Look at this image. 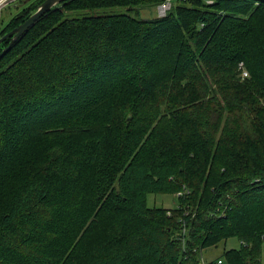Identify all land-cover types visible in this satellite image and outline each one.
I'll use <instances>...</instances> for the list:
<instances>
[{
	"label": "trees",
	"instance_id": "obj_1",
	"mask_svg": "<svg viewBox=\"0 0 264 264\" xmlns=\"http://www.w3.org/2000/svg\"><path fill=\"white\" fill-rule=\"evenodd\" d=\"M160 2L66 0L0 56V264H195L231 238L217 259L261 264L264 0L74 15Z\"/></svg>",
	"mask_w": 264,
	"mask_h": 264
},
{
	"label": "rangeland",
	"instance_id": "obj_2",
	"mask_svg": "<svg viewBox=\"0 0 264 264\" xmlns=\"http://www.w3.org/2000/svg\"><path fill=\"white\" fill-rule=\"evenodd\" d=\"M173 6V5H172ZM157 6H137V7H113L106 8L100 10H90V12H77L76 16H111V15H130L132 17L141 19V20H149L154 18H159L156 10ZM13 7H9L0 13V27L6 24L10 18L17 13ZM184 192H178L174 195H148L146 197V204L149 208L152 207H161L167 210H170L176 207L178 196L182 195ZM170 214V211H168ZM240 248V243L236 239H228L224 244H219L217 247L209 248L206 251L202 250V255L209 261H214L219 257L223 251L228 250H238ZM261 252H260V263L264 264V241L261 244Z\"/></svg>",
	"mask_w": 264,
	"mask_h": 264
},
{
	"label": "water",
	"instance_id": "obj_3",
	"mask_svg": "<svg viewBox=\"0 0 264 264\" xmlns=\"http://www.w3.org/2000/svg\"><path fill=\"white\" fill-rule=\"evenodd\" d=\"M66 0H44L40 3L30 16L19 26L0 37V44L9 40V45L0 52V56L6 53L10 47L19 40L34 24L53 8L59 6Z\"/></svg>",
	"mask_w": 264,
	"mask_h": 264
},
{
	"label": "built area",
	"instance_id": "obj_4",
	"mask_svg": "<svg viewBox=\"0 0 264 264\" xmlns=\"http://www.w3.org/2000/svg\"><path fill=\"white\" fill-rule=\"evenodd\" d=\"M30 1L31 0H0V13L9 7H13L16 9V7H21L26 3H29ZM177 1H182V0H161V2L157 5L156 8L158 17L159 18L165 17L166 14L170 11L172 5ZM241 76L242 78H246L247 73L243 70ZM195 264H223V262L220 259L209 261L202 255V250H199Z\"/></svg>",
	"mask_w": 264,
	"mask_h": 264
}]
</instances>
